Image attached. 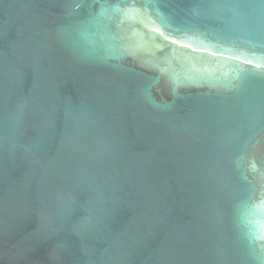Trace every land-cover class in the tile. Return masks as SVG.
<instances>
[{"label":"water","instance_id":"water-1","mask_svg":"<svg viewBox=\"0 0 264 264\" xmlns=\"http://www.w3.org/2000/svg\"><path fill=\"white\" fill-rule=\"evenodd\" d=\"M0 264H264V0H0Z\"/></svg>","mask_w":264,"mask_h":264}]
</instances>
